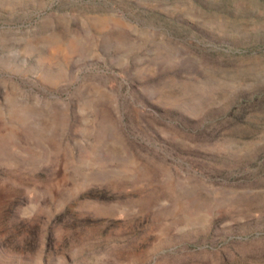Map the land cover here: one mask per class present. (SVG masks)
Masks as SVG:
<instances>
[{"label": "rangeland", "instance_id": "374dc122", "mask_svg": "<svg viewBox=\"0 0 264 264\" xmlns=\"http://www.w3.org/2000/svg\"><path fill=\"white\" fill-rule=\"evenodd\" d=\"M0 264H264V0H0Z\"/></svg>", "mask_w": 264, "mask_h": 264}]
</instances>
